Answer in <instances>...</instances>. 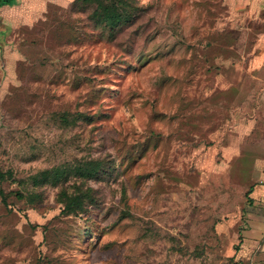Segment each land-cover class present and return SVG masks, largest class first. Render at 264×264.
<instances>
[{"label": "rangeland", "instance_id": "obj_1", "mask_svg": "<svg viewBox=\"0 0 264 264\" xmlns=\"http://www.w3.org/2000/svg\"><path fill=\"white\" fill-rule=\"evenodd\" d=\"M112 1L114 27L79 0L0 6V264H243L264 0ZM65 188L93 201L65 214Z\"/></svg>", "mask_w": 264, "mask_h": 264}, {"label": "trees", "instance_id": "obj_2", "mask_svg": "<svg viewBox=\"0 0 264 264\" xmlns=\"http://www.w3.org/2000/svg\"><path fill=\"white\" fill-rule=\"evenodd\" d=\"M19 0H0V6L9 4L15 5ZM84 5H94V13L109 27H114L123 22L127 17V12L120 8L116 1L112 0H79ZM102 161L97 159L85 160L73 167V170L67 172L66 169L52 168V176L58 180L62 177L67 178L68 173L74 171L77 175L84 178L95 177L102 170ZM45 179H48L47 172H42ZM11 170L3 171L0 168V182L11 177ZM46 176V177H45ZM41 181V180H39ZM249 191V190H248ZM22 197V194H17ZM0 200L6 204V193L0 188ZM31 200V199H30ZM32 201V200H31ZM59 201L62 202V212L65 214H78L85 211V203L93 201L86 189L79 188L74 191H68L66 188L59 193ZM241 238V236L239 235Z\"/></svg>", "mask_w": 264, "mask_h": 264}, {"label": "crops", "instance_id": "obj_3", "mask_svg": "<svg viewBox=\"0 0 264 264\" xmlns=\"http://www.w3.org/2000/svg\"><path fill=\"white\" fill-rule=\"evenodd\" d=\"M260 177H264V164ZM249 190V191H248ZM247 190L245 220L239 230L238 250L235 261L243 264H264V181Z\"/></svg>", "mask_w": 264, "mask_h": 264}]
</instances>
